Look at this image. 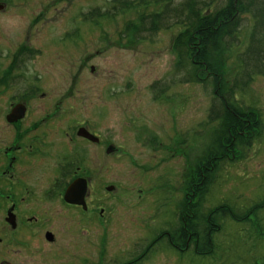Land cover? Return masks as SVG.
<instances>
[{"label": "rangeland", "instance_id": "rangeland-1", "mask_svg": "<svg viewBox=\"0 0 264 264\" xmlns=\"http://www.w3.org/2000/svg\"><path fill=\"white\" fill-rule=\"evenodd\" d=\"M122 1L0 0V104L24 88L41 87L47 96L39 93L32 103H45L44 112L59 114L63 129L84 124L99 138L95 143L79 138L65 150L86 159L81 171L90 178L89 211L75 210L72 219L59 208V215L64 213L57 225L59 243L42 244L32 230L31 251L15 264H75L70 253L76 244L93 255L79 264H123L159 236L163 244L154 245L159 254L150 264H264V76H256L248 91L237 95V104L254 108L255 116L229 144L233 148L223 170L214 167L202 186V166L222 135V120L210 119L212 107L220 105L213 79L204 75L206 81H184L189 66L179 65L174 49L183 26L173 21L147 40L133 41L135 26L160 6L132 5L121 11ZM253 24L240 34L242 48ZM28 49L31 57L24 53ZM239 51L223 55L226 63L218 79L224 94L236 75ZM164 86L168 90L160 94ZM5 127L0 121L4 159ZM1 184L6 192V182ZM50 209L44 216L48 221ZM211 211L219 213V231L211 238L212 252L197 255L193 248L204 249V241H192L188 227L205 230L204 217ZM6 218L0 212V264L18 255ZM48 229L47 223L43 232ZM167 230L175 237L174 246L192 247L190 253L172 244L168 250Z\"/></svg>", "mask_w": 264, "mask_h": 264}, {"label": "flooded vegetation", "instance_id": "flooded-vegetation-1", "mask_svg": "<svg viewBox=\"0 0 264 264\" xmlns=\"http://www.w3.org/2000/svg\"><path fill=\"white\" fill-rule=\"evenodd\" d=\"M39 91H41V87H27L23 89V92L14 94L10 98L11 102L0 104V121L6 122L7 126V128L5 127L7 131L5 132V138L9 135V139L6 140L7 147L3 151V153H6V159L3 158L0 151V212L7 213L6 222L13 229V232L10 233L13 240V252H18V255H14V262L3 259L1 264H15L17 259L31 251L30 231L32 230L36 229L34 235L44 240V242L40 241L42 244H58L57 225L64 214L59 215V208L61 212L64 209L69 211L72 219L75 210L78 211L82 208L85 212L89 211L90 178L83 176L87 172L86 170L81 171L83 162L86 159L84 156L80 158L77 153L74 154V149L72 150L73 154L65 150L70 148L79 138L87 142H95L84 136H79L81 127L87 129L84 124L81 127L78 123L65 125V130L63 129V123L58 120L59 114L44 112L47 109V104L32 103L31 100L37 98ZM40 95L46 97L47 93L42 92ZM36 106L38 107L35 108ZM87 131L89 132L88 129ZM63 135L66 141H64ZM15 138H17L16 142H14ZM79 178L87 181L86 206L73 204L65 200L66 191ZM1 181L6 182V192ZM56 197L58 200L55 199ZM53 198L55 202H51ZM48 206L52 208L50 209L52 215H50L49 221L48 219L45 220L44 217ZM3 207L6 212L1 211ZM32 207L35 208L33 213H31ZM42 218L44 219L42 220ZM38 222H40L39 225ZM34 223L35 225L31 226ZM47 223L51 229L43 232ZM163 235L167 239L168 250H170L171 244L175 248V237L171 235V232L167 230ZM180 237H182V234L179 232L176 237L178 242L182 241L179 239ZM62 239L60 238L61 241ZM159 239L163 240V237H157L150 245L149 242L143 243L135 250L134 256L124 259L123 264H141L145 256L149 259L147 260L148 264L155 261V257L159 254H156L159 247L156 248L154 245L163 244V241H159ZM2 240L0 238V243ZM196 242L199 243V237H197ZM14 246H17L18 249H15ZM78 246L79 244H76L74 246L76 249L71 250L70 253L74 260L78 261L75 264H79L80 261L84 263L88 261V257L93 256L87 251L79 250ZM177 246L176 249L183 253H190L186 251L192 249L189 246L184 248L178 244ZM144 247H146V250L143 254ZM194 253L198 255L204 252L201 251L199 246H195ZM103 263L102 261L98 264ZM56 264L61 263L57 262Z\"/></svg>", "mask_w": 264, "mask_h": 264}, {"label": "trees", "instance_id": "trees-1", "mask_svg": "<svg viewBox=\"0 0 264 264\" xmlns=\"http://www.w3.org/2000/svg\"><path fill=\"white\" fill-rule=\"evenodd\" d=\"M132 5L137 7L160 6L158 11L143 17L135 26L132 31L133 41L147 40L159 31L170 28V23L173 21V25L183 26V30L176 36L174 49L182 63L179 65L182 66L185 62L189 66V73L184 81H206L201 77L204 75L207 77L210 75L209 78L213 79L216 88L215 95L220 105L212 107L210 119L211 121L222 120L221 131H219L222 135L215 138L216 152L209 153L205 166H202L206 176L200 179L201 185L208 184L213 168L216 167L217 171L223 170V162L229 161V152L233 148L229 144H233L237 137H241V131L244 129L241 127L242 124L245 125L247 122L246 126H248L255 116L254 108H244L237 104V95L245 94L256 76H264V0H132L131 2L123 0L119 8L121 11H127L134 8ZM252 21L254 24L249 43L242 48L240 34L251 26ZM236 48L240 49L236 56L238 68L231 82L230 91L225 95L220 91L221 86L218 79L223 74L226 63L223 55ZM24 53L30 57L32 55L29 49ZM0 78H2L1 75ZM161 90L160 94L165 93L168 86H164ZM219 155H221L220 162L216 159ZM197 172L199 170H195L194 173ZM197 174L201 177V172ZM219 207L223 206L219 205L217 208ZM213 211L204 217L205 230L200 231L199 227L195 228L191 225L188 227L192 241L196 242L197 237H199L200 244L204 241L202 245L206 251H202V248L201 251L204 253L201 255L212 252L211 238L219 231L216 224L217 219H215L219 213ZM222 212L223 216H226L227 210H222Z\"/></svg>", "mask_w": 264, "mask_h": 264}, {"label": "water", "instance_id": "water-1", "mask_svg": "<svg viewBox=\"0 0 264 264\" xmlns=\"http://www.w3.org/2000/svg\"><path fill=\"white\" fill-rule=\"evenodd\" d=\"M80 136H84L93 142H99V138L89 133L87 130H85V128L80 129ZM112 189L113 188L111 187L110 190ZM86 196H87V181L83 178H79L66 191L65 200L73 204L86 206V202H85Z\"/></svg>", "mask_w": 264, "mask_h": 264}]
</instances>
